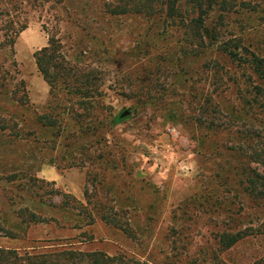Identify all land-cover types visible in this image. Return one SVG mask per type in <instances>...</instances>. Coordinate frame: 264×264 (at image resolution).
I'll list each match as a JSON object with an SVG mask.
<instances>
[{
  "label": "rangeland",
  "instance_id": "rangeland-1",
  "mask_svg": "<svg viewBox=\"0 0 264 264\" xmlns=\"http://www.w3.org/2000/svg\"><path fill=\"white\" fill-rule=\"evenodd\" d=\"M105 1L115 0H0V249L264 264V202L244 187L260 141L250 146L246 130L264 138V113L251 92L260 80L218 43L207 41L198 54L164 11L110 14ZM250 1L263 5V21L251 17L246 36L264 40V3ZM257 23L256 32L249 28ZM238 25L232 17L227 27ZM50 34L73 62L81 52L78 63L96 70L100 95L91 112L69 110L75 95L59 92L55 101L50 94L34 58ZM20 79L24 103L10 96L22 94ZM124 110L129 115L111 124ZM46 113L59 115L61 126L39 120ZM79 125L89 129L81 135ZM85 188L134 234L63 208L56 190L84 203ZM239 232L247 235L230 247L218 242Z\"/></svg>",
  "mask_w": 264,
  "mask_h": 264
},
{
  "label": "trees",
  "instance_id": "trees-1",
  "mask_svg": "<svg viewBox=\"0 0 264 264\" xmlns=\"http://www.w3.org/2000/svg\"><path fill=\"white\" fill-rule=\"evenodd\" d=\"M261 1L264 3V0ZM260 3L250 0H115L114 2L105 1L103 6L105 11L110 14L125 13L127 11L154 14L164 11L166 20L176 23L182 28L184 42L188 45L195 44L198 48V54L209 44L218 43L217 46L220 51L231 60L249 67L260 80L259 83L254 85V90L251 92L253 100L259 105H257L259 111L264 113V55H261V47L264 44V40L252 39L249 35L247 37L245 32L246 23L251 20V17L263 21L261 15H259L263 10V5ZM253 14L258 15L252 16ZM232 17H235V22L240 27L236 32L234 28L229 29L227 27L228 21ZM25 27L26 25L23 28ZM259 27L257 23L249 28L256 32ZM207 41L209 44L206 43ZM189 52L186 51L185 54H189ZM80 56H82L81 52L76 55L74 62L68 58L64 52L60 38L56 37L55 34H50L47 44L34 52L36 66L44 81L49 85L50 94L53 99L55 101L59 99V92H63L66 95H75L77 100L72 102L69 110L76 114H79L76 111L78 107L82 111L87 110L91 112L90 109L92 110L98 105V97L100 95V91L92 79L96 70L92 67L84 69V66L78 63ZM85 71L87 73H84ZM18 83L22 87V94L17 96L14 92H11L10 96L24 103L28 99L24 90V80L20 79ZM1 84L0 86L4 87ZM129 113L130 111H128V115ZM128 115L122 118H126ZM49 116L47 113L39 115V120L44 119L50 122L51 125L58 122L61 126L62 121L59 115H57L56 119L53 117L49 118ZM122 118L120 114L113 116L111 124L118 123ZM212 124L220 127L218 122L212 121ZM90 126L92 127L89 128L96 127L92 124ZM2 127L4 126L2 125ZM252 127L250 126L248 131L246 130L248 139H250V143L248 144L251 146V141L255 137H259L260 141L251 149L249 158L253 167H249L244 187L252 198L264 202V138L260 136V133L258 134L252 130ZM89 128L84 129L82 125H79L77 130L83 135ZM230 146L237 151L243 148L241 144H232ZM242 174H244V171ZM91 180V184L95 188L96 181L95 179ZM102 180H98L97 182L101 184ZM87 189L85 188L83 193L84 203L70 193H61L59 190H56V193L63 197L61 204L64 205V209L75 210L74 215L76 217L83 214L88 218L87 223L94 222L96 216H99L105 223L119 227L130 235L134 234L128 222L124 224L122 219L116 215L117 211H114L112 207H106L104 201L98 199L95 194H89ZM74 226L79 225L75 223ZM246 235L247 233L244 232L223 234L219 236L218 242L223 247H230ZM0 264L153 263L133 256H127L126 254L109 255L100 250L86 252L77 249H63L40 254L25 252L22 255H18L14 250L4 251L0 249Z\"/></svg>",
  "mask_w": 264,
  "mask_h": 264
},
{
  "label": "water",
  "instance_id": "water-1",
  "mask_svg": "<svg viewBox=\"0 0 264 264\" xmlns=\"http://www.w3.org/2000/svg\"><path fill=\"white\" fill-rule=\"evenodd\" d=\"M126 115H128V111L127 110H124L122 113H120V117L121 118L126 116Z\"/></svg>",
  "mask_w": 264,
  "mask_h": 264
}]
</instances>
